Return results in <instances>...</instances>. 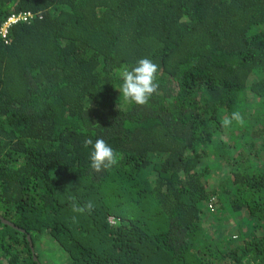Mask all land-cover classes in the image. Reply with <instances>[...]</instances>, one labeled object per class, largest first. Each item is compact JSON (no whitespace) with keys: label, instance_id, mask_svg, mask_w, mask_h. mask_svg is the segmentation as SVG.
Segmentation results:
<instances>
[{"label":"trees","instance_id":"1","mask_svg":"<svg viewBox=\"0 0 264 264\" xmlns=\"http://www.w3.org/2000/svg\"><path fill=\"white\" fill-rule=\"evenodd\" d=\"M144 58L138 105L119 72ZM46 241L56 264H264V0H0V264H50Z\"/></svg>","mask_w":264,"mask_h":264},{"label":"clouds","instance_id":"2","mask_svg":"<svg viewBox=\"0 0 264 264\" xmlns=\"http://www.w3.org/2000/svg\"><path fill=\"white\" fill-rule=\"evenodd\" d=\"M157 72L158 65L147 58L137 61L130 70L125 68L120 71L119 79L122 80L121 90L125 100L138 105L146 104L157 90L155 82ZM87 143L92 145L91 167L97 172L117 163L113 148L103 139H96L95 142L89 140Z\"/></svg>","mask_w":264,"mask_h":264},{"label":"rangeland","instance_id":"3","mask_svg":"<svg viewBox=\"0 0 264 264\" xmlns=\"http://www.w3.org/2000/svg\"><path fill=\"white\" fill-rule=\"evenodd\" d=\"M215 214V213H213ZM210 223L212 225V229H211V234L214 235L216 230L217 231H221L223 229H230L231 233L233 232H237L236 230V220L232 217H230V215L228 213L217 216L216 220L213 219H209ZM240 221V219H239ZM112 222H114V220H112ZM44 247L46 248V250H48L53 257L48 256L47 254L44 255V251L41 252L43 253L44 256L46 257V260L50 263V264H56L59 263L60 260L63 258L61 252L59 251V248L57 246H55L52 243H49L48 241H46V244H44ZM45 250V249H44Z\"/></svg>","mask_w":264,"mask_h":264},{"label":"built area","instance_id":"4","mask_svg":"<svg viewBox=\"0 0 264 264\" xmlns=\"http://www.w3.org/2000/svg\"><path fill=\"white\" fill-rule=\"evenodd\" d=\"M30 17V15H20L19 17H13L11 18L8 23L5 25L4 30H3V36L4 38L7 37L8 34V29L12 26L15 25L21 21H27V19Z\"/></svg>","mask_w":264,"mask_h":264},{"label":"water","instance_id":"5","mask_svg":"<svg viewBox=\"0 0 264 264\" xmlns=\"http://www.w3.org/2000/svg\"><path fill=\"white\" fill-rule=\"evenodd\" d=\"M1 220L3 221L4 224L9 225V226L13 227L14 229L20 230V231H22L24 233L23 230L19 229L18 227H16L15 225L11 224L10 222H8V221H6L4 219H1ZM28 240H29V243H30V246H31L32 251L35 253V251H34V245L32 243L31 237H28ZM35 262H37L38 264H40L39 261H38V259H37V257L35 258Z\"/></svg>","mask_w":264,"mask_h":264}]
</instances>
